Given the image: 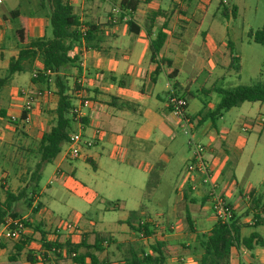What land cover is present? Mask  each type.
I'll return each instance as SVG.
<instances>
[{
    "label": "rangeland",
    "instance_id": "obj_1",
    "mask_svg": "<svg viewBox=\"0 0 264 264\" xmlns=\"http://www.w3.org/2000/svg\"><path fill=\"white\" fill-rule=\"evenodd\" d=\"M93 1L98 3V9L104 16L110 5L111 9L119 6V0ZM220 2L227 8L231 5L236 7L234 18L230 15L227 18L222 17L219 14L221 7L215 10L212 4L204 5L203 0H182V6L188 8L177 9L183 15L176 13L178 19H186L184 21L187 23L191 19L194 21L185 28L186 38L181 42V48L188 49L186 62L192 56L191 50L201 53L211 46L215 51L217 65L224 66V47L227 43H230L233 54L238 57L237 74L227 68L192 73L186 64L182 67L176 81L183 85L185 91H189V95L182 93L185 94L187 104L184 114L190 118V125H183L180 119H177L178 124L169 133L157 132L146 142L135 141V149L127 148L133 145L126 142V137H121L116 145H104L103 150H100V145L85 149L83 154L86 157L88 154L94 156V169L82 158L68 157L67 146L64 144L55 159L41 167L37 182H32L29 178L38 161L36 145H28L30 153L25 150L24 143L21 146V143L16 141L13 146L7 144L6 147L0 148V185L13 195L23 188L26 194L25 198L13 202L10 206L11 212H15L20 218L28 219L31 225L23 232L28 239L24 252H40L41 236L33 229L34 226H38L40 231L47 227L46 232L50 237H53V233L59 234L62 237L58 235V239L63 242L68 239L75 244L83 239L84 244L89 247L93 245L94 237L99 236L108 242L102 244L103 250H87L95 256L97 264H120L129 247L147 252V245L149 242L153 244L154 239L140 238L139 234L134 233L124 223L130 213L141 207L144 212L141 221L147 217L151 221L160 217L163 221L167 219L174 229L185 227L183 209L177 200L187 173L185 165L191 157L192 145L199 144L204 147L201 157L205 163L218 164L220 150L229 148L230 141L236 135L241 137L244 143L236 155L228 156V163L222 171L223 182H229L231 187L236 183V188H231L235 195L238 190L245 192L253 189L264 202V129L257 133L255 123L259 118L264 121V103L244 102L224 112L214 121L213 127L209 120L199 125H196L195 121V116L201 108L200 100L209 105L218 102V95L211 91L212 88L232 89L236 86L264 82V46L252 43L247 36L248 33L260 29L264 23V0ZM34 3L39 6L40 0H0V17L8 18V13L15 9L24 15L32 14L36 12ZM86 16L88 17V13ZM200 18L202 21L197 23ZM1 23L0 47L13 52V24L10 22L1 26ZM176 32L174 30V33ZM201 32L204 35L201 36ZM49 38L50 28L47 23L45 39ZM205 38L209 41L208 47ZM2 53L0 49V58L4 59L7 54ZM1 75L3 78L5 72ZM29 79L30 74L27 71L13 74L8 80V87L12 91L19 88L28 90ZM41 92L47 94L44 90ZM114 146L119 150L114 151ZM144 164H149L151 168L141 169ZM231 176L233 183L229 181ZM222 195L224 196L223 193ZM30 198L32 203L27 207L26 200ZM3 201L4 194L0 189V203ZM236 202L238 204L235 210L241 214L240 207L243 203L240 199ZM38 204L39 210L33 213ZM204 208L212 219L209 201L204 204ZM244 213L239 214L240 217H243ZM130 224L136 227L137 222L131 220ZM211 224L210 221L208 226ZM66 225L71 226L72 232L66 233ZM155 230H158L157 227L152 231ZM256 232H259V229H256ZM13 243L5 240L8 247ZM84 251L86 249H79L77 253L82 254ZM67 260L71 259L66 257ZM83 264L90 263L86 260Z\"/></svg>",
    "mask_w": 264,
    "mask_h": 264
},
{
    "label": "crops",
    "instance_id": "obj_2",
    "mask_svg": "<svg viewBox=\"0 0 264 264\" xmlns=\"http://www.w3.org/2000/svg\"><path fill=\"white\" fill-rule=\"evenodd\" d=\"M120 1L118 2L120 3ZM133 1L138 2L134 11H123L117 15H112L110 13V5L109 10L105 12L104 16L98 9V3L93 0H67L73 9V13L78 18L79 24L84 27V24L91 23L96 26L97 33L91 42L94 49L85 48L83 43L79 47H73L67 55L69 58L76 57L75 64L58 72L57 75L59 77L62 76L64 79L65 86L68 89L67 94L73 99L72 106H75L78 100H88L87 107L81 108L80 125L76 126V124H72L71 132L79 130L84 139H92L93 147L100 145V150L104 149V145H116L120 142L121 137H126V142L133 145L127 148L135 149V141L146 142L152 134L157 132L167 134L178 124L177 118L167 107V97L171 92L170 83L167 81L162 68H160V72L153 75L156 64L148 61L149 37L144 30L147 14L157 11L165 13L163 19L158 18L153 22L150 29V37L154 36L163 21L166 22V37L157 59L170 61V68L176 72L175 81L185 64L192 73H200L201 71L209 72L216 68L226 69L228 65V50L226 46L224 47L226 52L223 57L225 61L224 66L217 65L215 51L211 46L210 49L202 50L201 53L191 50L192 56L186 62V52L188 49L185 47L181 48V42L186 38L185 28L189 26V23H194V21L191 19L187 23L184 21L186 19L181 20L177 18L176 13L183 15L177 9L185 10L188 8L182 6V0ZM219 1L203 0L204 5L208 3L214 5L215 10H217ZM179 3L181 6H179ZM33 5L34 7L36 6V12L27 15L22 14L26 17L28 37L29 39L45 38L46 25L48 23L47 10L40 9L36 3ZM204 8L206 9V6ZM87 13L88 17H85ZM202 13L204 14V10ZM201 18L197 20V23L202 21ZM128 20L135 27L139 28L136 34L128 32L127 26L125 25V22ZM0 22H2L1 26L10 22L13 24V29L11 30L13 38L16 21L1 16ZM174 30L177 32L174 33ZM200 34L201 36L204 35L202 32ZM207 38H205V44L208 47L209 41ZM0 44H2L1 41ZM0 49L3 53L7 54L4 59L0 58L1 78V74L5 72L7 67L8 60L16 56L18 46L15 43V50L13 52H8L3 47H0ZM35 70H41V66L37 61H34L30 71H27L30 74L28 90L32 93L36 90H44L47 94L44 93L43 97L34 101L32 106L33 110L29 115L27 124L19 122L21 106L23 104V99L18 94L21 88L17 91H12L8 87V81L1 86L0 148L6 147L7 144H12L8 146H13V142L16 141L17 143L20 142L21 146L24 143L25 150L27 153H30L28 145L32 143L37 145L42 134L48 132L53 125V111L57 101L56 89L53 83L55 75L44 76L41 74L43 78L32 81L31 73ZM74 80L79 85L78 88L81 91L79 95H75V92L72 91ZM177 89L179 91V93L177 92L178 95H182L184 90L183 85L178 83ZM184 93L189 95V91ZM184 95L182 96L183 99ZM211 106L208 104L207 108ZM12 119H15V123L13 124L8 122ZM255 123L257 125L256 132L260 133L264 129V121L259 118ZM133 126H136V128ZM94 131L98 132L95 136ZM243 143L244 140L236 135L230 141L229 148L220 150V162L218 164L211 163L208 165L211 167V181L217 186V190L224 194L227 204L235 210L238 204L236 202L237 199H240L243 203L240 210L242 209V213H247V216L240 218V223L243 224L240 229V236L247 237L250 233H255L261 239L262 245L253 246L251 250H246L241 246L232 248L229 254V264H264V213L259 209H253L251 201L258 200L259 205H264V202L256 195L253 189L246 190L245 192L238 190L236 195L233 194L231 188H236L233 177L231 176L229 178L230 182H234L233 187H231L229 182H223L222 178V171L229 160L228 156L230 154L236 155ZM114 147V151L119 150L118 147ZM93 157L92 154H88L87 158L83 161L86 162L89 160L93 164ZM149 168H151L149 164H144L141 169L147 170ZM189 183L186 173L177 200L179 206H182L185 216V227L188 231H185V227L183 226L174 229L167 219H165L164 226L167 231L155 230L153 231L152 238H150L164 244V249L168 257L166 264H178L179 260L182 261L179 264H194L195 259L200 255L199 250L192 253V248L196 246L194 244L195 236L199 233L208 232L215 222L204 208V204L207 202L205 188L199 185L194 192H189ZM247 195H249V199H246ZM138 209H140L139 215L143 216V209L141 207ZM253 213L259 217V221L255 226V221L251 218ZM234 214L236 216L241 215L237 210L234 211ZM186 218L189 220L191 229H188ZM210 221L212 224L208 226ZM168 227H171L170 232L168 231ZM256 229H259V232H256ZM46 231H48L47 227L40 231L41 233L47 234L46 240L63 243V241L58 239L59 234L50 237ZM37 234L40 236L39 233ZM0 245V264H41L39 262V257L42 254L41 249L40 252L33 251L30 253L31 258L34 259L33 263L27 262V251L24 252V250L19 253L15 261L9 262L7 261V256L11 253V247L6 246L5 240L2 239L0 240ZM86 260L88 258H85L84 262ZM56 264L75 263L71 260L66 261V258H57Z\"/></svg>",
    "mask_w": 264,
    "mask_h": 264
},
{
    "label": "trees",
    "instance_id": "obj_3",
    "mask_svg": "<svg viewBox=\"0 0 264 264\" xmlns=\"http://www.w3.org/2000/svg\"><path fill=\"white\" fill-rule=\"evenodd\" d=\"M137 4V1L121 0L118 7L119 13L123 11H134ZM39 7L40 9L47 10L50 38L29 39L26 17L22 15L18 9L9 12V20L16 21V29L14 30L13 38L18 46V51L15 57H11L8 60L5 75L0 79L1 87L13 74L30 71L34 61H37L41 66V70H37V80L43 78V76L40 75V71H48L55 75L53 83L56 89L55 94L57 96V101L53 111V125L48 132L42 134L37 142L36 155L38 156V161L34 165L33 171L29 176L32 182H37L39 179L41 167L44 164L51 163L59 154L60 147L66 143L68 135L72 130L71 125L74 124L70 112L73 108V99L67 94L68 89L65 86L63 77H59L57 74L65 70V68L75 64L77 60L76 57L69 58L67 55L73 47H79L83 43L85 48L94 49L91 42L94 40L95 34L97 33V28L93 24L87 23L84 24V27L79 24L78 18L73 13V9L68 4L67 0H41ZM219 7H221L219 14L222 17L227 18L228 15H230L231 18L235 17L236 7L234 5L227 8L219 1L217 9H219ZM164 17L165 13L161 11L149 13L145 17L144 30L149 37L148 61L156 64L153 75L160 72V68H162L167 81L170 83L171 92L169 95L183 99V94L178 95V83L174 80L176 72L170 68V61L157 59L166 37V22L163 21L154 36L150 37V29L153 22L158 18L163 19ZM125 25L129 33L136 34L139 30V28L135 27L129 20L125 22ZM81 27L84 28L83 32H81ZM247 36L252 43L264 46V23L260 29L255 30L253 33H248ZM226 47L228 50L227 69L237 74L239 69L238 57L233 54L230 43H227ZM31 80L33 81V79ZM72 86V91H79V85L75 80ZM211 91L218 95V102L207 108L208 104L200 100L201 108L195 116L196 125L209 120L211 127H213L214 121L220 118L224 112L244 102L264 103V82H256L249 86H236L232 89L212 88ZM183 92L186 91L183 90ZM185 107L184 105L183 110H185ZM21 117H23V113H21L20 118ZM185 117L189 118L186 115ZM8 122L10 123V121ZM86 163H90L92 169H94V165H92L89 160H87ZM0 189H2L4 194V201L0 203L1 226L7 218H20L15 212L10 211V206L13 202L25 198L26 194L24 188L16 195H13L2 185H0ZM246 197L249 199V195ZM26 201V205L29 207L32 203L31 198ZM251 204L253 209H259L264 213V205H259L258 200L251 201ZM39 208L40 205H36L33 209V213H36ZM139 213L140 209L130 213L128 219L125 220L124 223L127 224L134 233L141 235L143 239H150L153 235L152 227L149 223L150 218L147 217L141 221L142 215H139ZM243 216H247V213ZM240 218V216L234 214L228 222L219 223L215 221L208 232L196 234L194 241L196 246L192 248V253L199 250L200 255L195 259L194 264H229V254L232 248L241 246L246 250H251L253 246L262 245L261 239L255 233H250L247 237L240 236V229L243 226V224L240 223ZM251 218L255 221L254 226L257 225L259 221L258 215L253 213ZM131 220H136V227H132L130 224ZM186 222L188 229H191V225L187 218ZM22 224L24 228L31 227L26 218L23 219ZM33 229L41 236L40 249L42 250V254L40 255L39 261L41 264L47 261L48 258H52L54 262H57V258L69 257L71 253L75 254L73 258H70L75 264H83L85 258H88L90 264H97L95 256L89 254L87 250L91 248L95 252H100L103 250L102 244L108 243L99 236H96L94 237L93 245L90 247L84 244L83 239L76 244H72L67 239L61 244L57 241L46 240L44 236L47 234L41 233L40 230H38V226H34ZM53 234L55 235V233ZM27 241V237L21 235V237L12 244L11 253L7 256V261H15L19 253L24 250ZM79 249H86V251L80 254L77 253ZM167 258L164 244L154 241L153 244L148 245L147 252H144L142 249L136 250L135 248L129 247L127 255L120 261V264H166ZM26 260L29 263L34 262V259L31 258L28 252H26Z\"/></svg>",
    "mask_w": 264,
    "mask_h": 264
},
{
    "label": "built area",
    "instance_id": "obj_4",
    "mask_svg": "<svg viewBox=\"0 0 264 264\" xmlns=\"http://www.w3.org/2000/svg\"><path fill=\"white\" fill-rule=\"evenodd\" d=\"M119 13V9L112 8L111 14L117 15ZM84 31V28H81V32ZM51 75L52 73L48 71H40V75ZM38 72L35 70L31 73V79H37ZM81 91H75V95H79ZM19 96L23 99V104L21 106V113H23V117L19 119L20 123L27 124L29 121V115L31 114L33 108L34 101L40 97H43L44 94L41 91L31 92L27 89H20L18 92ZM80 98V97H79ZM88 100L82 99L78 100L77 104L73 106L71 109V114L73 117V122L76 126H79V120L81 118V108L87 107ZM184 105L185 101L180 98L173 97L169 95L167 97V107L169 111L177 118L180 119L183 125H190L191 120L185 117L184 114ZM11 124L15 123V119L10 121ZM186 134V132H183ZM98 132L94 131V136L97 135ZM92 139H84L81 135V132L77 130L76 132H70L67 138L65 145L67 146L66 155L72 159L82 158L85 160L87 157L83 154L85 149H88L92 146ZM191 157L188 160L185 169L187 172V180L189 183V192H194L197 186H202L205 188V194L207 197V201L210 204V211L212 213V217L214 221L219 223L228 222L234 215L233 207L227 204L224 196L220 191L217 190V186L211 181V167L205 163L201 157V154L204 152V147L199 144L192 145ZM247 199V197H246ZM24 218L10 219L7 218L3 225H1L0 229V240H9L16 242L21 235L25 236L26 233H23L25 228L22 224ZM153 221V222H152ZM149 220L151 224V229L154 227L158 230L167 231L164 226V221L162 218H157L156 220ZM154 221L156 223L154 224ZM71 226L66 225L65 230L66 233L72 232L70 231ZM168 230H171V227H168ZM77 232V231H74ZM153 236V235H152ZM142 238L141 235H139ZM152 238V237H151ZM75 256L74 253L69 255V258H73ZM40 261V257H39ZM43 264H56L51 258H48Z\"/></svg>",
    "mask_w": 264,
    "mask_h": 264
}]
</instances>
